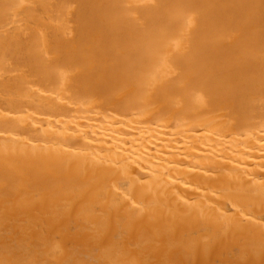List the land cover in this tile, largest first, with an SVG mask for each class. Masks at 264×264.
<instances>
[{
  "label": "bare ground",
  "instance_id": "1",
  "mask_svg": "<svg viewBox=\"0 0 264 264\" xmlns=\"http://www.w3.org/2000/svg\"><path fill=\"white\" fill-rule=\"evenodd\" d=\"M0 264H264V0H0Z\"/></svg>",
  "mask_w": 264,
  "mask_h": 264
}]
</instances>
